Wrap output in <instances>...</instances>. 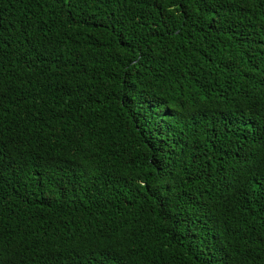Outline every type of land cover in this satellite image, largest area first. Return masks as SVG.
Masks as SVG:
<instances>
[{"label":"trees","instance_id":"1","mask_svg":"<svg viewBox=\"0 0 264 264\" xmlns=\"http://www.w3.org/2000/svg\"><path fill=\"white\" fill-rule=\"evenodd\" d=\"M0 264H264V0H0Z\"/></svg>","mask_w":264,"mask_h":264}]
</instances>
